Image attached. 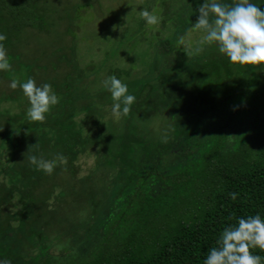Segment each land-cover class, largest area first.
<instances>
[{"label":"rangeland","instance_id":"rangeland-1","mask_svg":"<svg viewBox=\"0 0 264 264\" xmlns=\"http://www.w3.org/2000/svg\"><path fill=\"white\" fill-rule=\"evenodd\" d=\"M153 1L37 0L36 10L44 28H21L11 33L8 45L5 43L12 67L0 71V240L9 247L11 264H45L47 259L50 264L81 261L92 244L99 242L104 223L117 211L121 195L127 196L133 183L135 188L138 182L132 179L141 180L138 175L130 179L128 169L122 167L121 171L117 161L105 162L113 158L118 144L114 134L121 132L126 116H113L114 101L103 81L114 74L135 97L140 84L153 81L155 68L162 61L155 44L158 38L171 40L175 33L170 21L159 26L158 14H154L156 24L141 18V11L149 9ZM205 35L196 29L187 30L179 42L180 49L202 57L209 45L200 44ZM197 47L202 50L196 51ZM250 68L260 71V75L247 88V95L264 116L261 68L242 65L229 81L243 84L251 75ZM29 78H34L37 85L49 83L60 98L46 113L44 122L30 121V103L22 88L9 87L12 79L25 83ZM63 93L71 100V111H61L72 117L64 123L76 130L75 152L69 157L64 155L66 164L57 161L49 175L36 170L28 157L36 155L52 161L64 154L54 139V121L61 112ZM225 109L205 114L182 148L184 142H175L166 113L147 118L131 111L128 115L136 133L160 151L155 173L163 176L194 161V146L204 143L215 126L224 121ZM249 118L245 114L231 118L225 126L222 152L234 148L241 139H250ZM133 156L141 159L139 151ZM28 177L32 182L27 189L30 196L26 197L16 188V182ZM49 220L56 227L54 231L48 230ZM87 235L91 237L82 238ZM120 236L110 241L111 247H121Z\"/></svg>","mask_w":264,"mask_h":264},{"label":"trees","instance_id":"trees-1","mask_svg":"<svg viewBox=\"0 0 264 264\" xmlns=\"http://www.w3.org/2000/svg\"><path fill=\"white\" fill-rule=\"evenodd\" d=\"M36 1L0 0V34L7 36L4 45L11 33L21 28H44ZM203 2L170 0L167 5L166 0H154L147 9L153 15L158 14L160 27L170 21L175 33L171 40L158 38L155 51L162 56L161 64L155 68L153 81L140 84L135 90L131 112L140 118L166 113L175 142H184L181 146L179 143L180 148L188 143L205 114L226 108L224 121L215 126L204 143L194 146L197 157L192 163L162 176L155 173L160 151H155L143 135L136 133V126L127 115L121 132L114 134L118 143L112 152L114 159L105 162L115 160L121 171L122 167L128 169L130 179L137 175L142 178L132 179L138 182L135 188L133 183L127 196L121 195L116 203L117 211L107 213L101 238L87 250V256L64 264H204L209 249L217 246L222 230L235 224L236 218L259 214L264 219V116L247 95V88L257 82L260 71L250 68L251 75L245 82L235 84L229 79L241 71L242 65L230 62L219 52L218 44L208 45L202 57L180 49L181 37L194 29L199 15L197 8ZM224 2L231 4L233 0ZM250 2L264 10V0ZM257 67L264 72V64ZM61 95L60 111L64 108L71 111V100L64 93ZM66 112L56 116L54 139L63 155L71 156L75 152L76 130L64 123L72 118ZM244 114L250 116V139H241L234 148L222 152L227 135L225 126L231 118ZM137 151L141 159L133 156ZM31 182L28 177L16 182V188L29 197L27 189ZM233 192L238 194L235 200L229 195ZM52 225L49 220L48 230L56 229ZM117 234L121 235L118 239L121 247H111L110 241ZM250 251L264 257V250ZM0 258L12 259L9 247L1 240ZM45 264H50L48 259Z\"/></svg>","mask_w":264,"mask_h":264},{"label":"clouds","instance_id":"clouds-1","mask_svg":"<svg viewBox=\"0 0 264 264\" xmlns=\"http://www.w3.org/2000/svg\"><path fill=\"white\" fill-rule=\"evenodd\" d=\"M199 15L193 28L203 30L206 35L200 44L219 46V52L226 55L230 62L241 65L264 64V10L250 0H233L225 3L224 0H204L197 8ZM141 18L148 24H156L158 18L144 9ZM7 39L6 34H0V71L11 70L8 59V50L2 43ZM197 47L196 51H201ZM103 85L113 98V116L120 118L127 116L131 106L136 101L134 95L128 94V85L116 75L108 76ZM9 87L15 90L22 88L28 98L30 107L27 115L30 121L44 122L46 113L52 106L59 103V97L49 83L37 85L34 78L20 83L12 79ZM2 130V128H0ZM167 142V137H164ZM29 162L36 170H43L51 175L57 166V161L67 163V158L59 154L54 160H45L42 156L31 155ZM235 200L237 193L229 194ZM237 222L225 227L217 241V246L209 249L204 264H264V257L254 255L251 249L264 250V219L259 214L249 215L247 218H236ZM0 264H11V260H0Z\"/></svg>","mask_w":264,"mask_h":264}]
</instances>
